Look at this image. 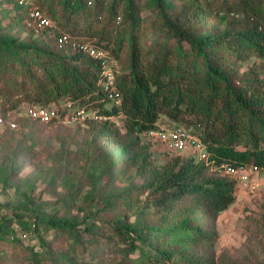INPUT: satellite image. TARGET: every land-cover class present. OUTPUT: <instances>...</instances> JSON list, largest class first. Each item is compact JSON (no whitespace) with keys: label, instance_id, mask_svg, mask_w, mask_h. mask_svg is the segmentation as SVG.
<instances>
[{"label":"trees","instance_id":"obj_1","mask_svg":"<svg viewBox=\"0 0 264 264\" xmlns=\"http://www.w3.org/2000/svg\"><path fill=\"white\" fill-rule=\"evenodd\" d=\"M36 1L72 39L104 47L118 61L116 86L121 102H111L106 108L110 101L98 85V60L70 45L59 46L47 29L36 33L25 26L37 38L48 36L51 45L0 37V109H14L21 102L48 105L72 98L107 114L122 115L124 134L133 141L128 162L148 172L153 169L149 143H142L140 135L155 127L161 115L194 124L217 161L264 167V73L238 76L227 65L228 56L234 61L250 56L264 59V0H176L232 21L242 20L239 27L205 36L192 35L180 19L171 16L166 9L168 0H151L154 16L145 24L138 15L142 0ZM75 127L107 135L120 133L106 120ZM151 186L160 219L185 221L179 229L183 238L193 242H213L217 215L235 200V180L211 171L194 155L176 157L155 168ZM47 224L54 229L68 226L51 219ZM12 225L7 218L0 221V252L9 245L25 253L22 235L27 230L15 233L11 229L5 235L4 229ZM113 232L125 235L118 226ZM129 251L126 248L113 263L134 258L129 264H166L165 259L172 256L171 251L147 254L141 249L139 257H129ZM181 257V264H215L214 259L196 253L184 251Z\"/></svg>","mask_w":264,"mask_h":264},{"label":"rangeland","instance_id":"obj_2","mask_svg":"<svg viewBox=\"0 0 264 264\" xmlns=\"http://www.w3.org/2000/svg\"><path fill=\"white\" fill-rule=\"evenodd\" d=\"M166 9L194 36L222 34L242 24L240 19L232 21L176 0H168ZM138 15L142 24L149 23L154 16L153 2L142 0ZM24 17L23 6L16 0H0V37L51 45L48 36L37 38L26 29ZM227 58V65L238 76L264 73V59ZM25 104L17 105L18 112ZM111 105L109 102L106 108ZM18 121L23 127L12 128L0 114V221H13L4 229L5 235L11 229L15 233L27 230L22 241L26 251H14L6 245L0 252V264H129L134 258L113 263L126 248L130 249L129 257L171 251L166 264H181L184 251L214 259L215 264H264L262 169L248 167L249 183L229 176L235 180V200L217 215L216 239L193 242L183 238L179 229L185 221L160 219L151 186L155 168L172 163L176 157L192 156V149L168 153L141 134V142L149 143L153 169L148 172L128 162L133 141L124 134L122 115L106 120L120 130L111 135L83 127L45 126L24 116ZM158 124L181 125L198 132L194 124L165 115ZM49 219L68 226L54 229L47 224ZM116 226L125 235L115 234Z\"/></svg>","mask_w":264,"mask_h":264},{"label":"built area","instance_id":"obj_3","mask_svg":"<svg viewBox=\"0 0 264 264\" xmlns=\"http://www.w3.org/2000/svg\"><path fill=\"white\" fill-rule=\"evenodd\" d=\"M16 1L23 6L25 11L24 24L27 28L32 29L36 33L47 29L56 38L59 46L70 45L73 50H79L98 60L101 66L98 81L100 89L106 93L110 102L116 104L121 102V94L116 86L120 67L118 61L107 49L90 41L72 39L68 32L62 29L54 19L40 9L36 0ZM0 102H2L1 92ZM18 109V107L6 110L0 109V114L4 115L5 121L12 128L19 127V116L65 126H75L91 120H110L114 117V115L107 114L98 107L82 105L72 98H66L48 105L38 103L25 104L21 108V112H18ZM193 131L181 125L169 127L157 124L155 127L142 133V135L151 141L157 142L168 153L178 154L187 149H192L195 159L205 162L211 171L225 174L238 181L249 183L248 167L264 171V167L237 166L229 161H217L215 157H212V153L208 150L207 144L202 140L201 135ZM22 237L26 238L27 234L23 233Z\"/></svg>","mask_w":264,"mask_h":264}]
</instances>
